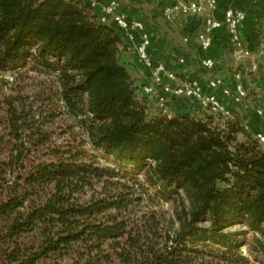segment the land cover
I'll list each match as a JSON object with an SVG mask.
<instances>
[{
    "label": "trees",
    "instance_id": "obj_1",
    "mask_svg": "<svg viewBox=\"0 0 264 264\" xmlns=\"http://www.w3.org/2000/svg\"><path fill=\"white\" fill-rule=\"evenodd\" d=\"M129 48L87 0H0V90L27 66L55 77L62 111L50 117L78 120L94 151L5 100L0 264H252L247 234L264 260L258 133L237 115L151 116Z\"/></svg>",
    "mask_w": 264,
    "mask_h": 264
},
{
    "label": "crops",
    "instance_id": "obj_2",
    "mask_svg": "<svg viewBox=\"0 0 264 264\" xmlns=\"http://www.w3.org/2000/svg\"><path fill=\"white\" fill-rule=\"evenodd\" d=\"M111 1L98 0V6L94 8V12L107 24L114 23L102 7ZM178 1L191 0H126L125 5L119 7L118 12L125 13L129 19L144 22L146 30L151 35L150 55L155 61L167 64L169 69L175 72V69L179 67L178 60L181 58L186 60L187 71L183 76L180 75L175 81L170 82L173 86H179L186 80H195L205 85L211 77V72L202 66V60L205 58L214 61L215 69L229 86H231L230 76L241 73L242 70L236 71V67L240 66V69L248 74L242 84L249 96H252L243 104L230 100L227 107L230 111H234L231 112V117L240 116L250 132L254 134L263 132L264 119L257 116L256 110L261 104L263 98L261 96H264V0H218L219 14L217 16H222L230 9L247 14L240 34L250 51V56H244L230 43L225 28L215 31L210 50L203 51L200 42V36L204 30L202 20L185 17L186 19L178 24L177 21L182 18L169 20L161 13L162 7L173 5ZM130 47L132 49L129 48V53L123 58L126 66L138 79L140 86L151 84L153 82L151 72L138 61L133 47ZM162 97H165L162 88L156 87L155 94L148 98L151 116L158 117L163 114L158 107ZM167 105L166 115L190 113L195 118H202L200 113L203 109L191 99L173 98L171 101L168 99Z\"/></svg>",
    "mask_w": 264,
    "mask_h": 264
},
{
    "label": "built area",
    "instance_id": "obj_3",
    "mask_svg": "<svg viewBox=\"0 0 264 264\" xmlns=\"http://www.w3.org/2000/svg\"><path fill=\"white\" fill-rule=\"evenodd\" d=\"M92 8L98 6V0H88ZM126 0H112L103 5L104 12L109 15L115 26L124 35L129 47L132 46L138 61L151 72L152 83L142 88L145 97H152L155 88L160 87L165 97L159 101V106L166 113L168 97L187 98L193 100L204 111L214 116L226 119L232 116L227 107L228 101L242 104L249 98V94L242 84V73L233 75V86L225 83L222 77H212L205 85L195 80H186L179 86H173L170 82L176 80V73L169 69L163 62L155 61L150 55L151 35L146 30L144 22L129 19L123 12H118L119 7L124 6ZM219 14L218 0H191L188 2H177L173 5L165 6L163 15L166 19L175 20L184 17H191L202 20L204 30L200 36L203 51L210 50L215 31L225 28L228 32L230 43L235 46L244 56H250V51L246 47L240 29L247 19V14L243 11L227 10L222 16ZM131 48V47H130ZM132 49V48H131ZM186 60H178L179 67L186 66ZM202 66L209 72L215 70V63L209 58L202 60ZM258 117L264 119V97L256 110ZM257 139L264 145V133H258Z\"/></svg>",
    "mask_w": 264,
    "mask_h": 264
},
{
    "label": "rangeland",
    "instance_id": "obj_4",
    "mask_svg": "<svg viewBox=\"0 0 264 264\" xmlns=\"http://www.w3.org/2000/svg\"><path fill=\"white\" fill-rule=\"evenodd\" d=\"M184 2V1H178ZM186 18L180 19V21H184ZM106 23V22H105ZM176 25V23H175ZM129 52H127L128 54ZM125 54V55H127ZM244 67V66H242ZM187 67H178L175 69V72L179 75H184ZM242 70V82L248 74L240 69V66L236 67V71ZM245 70V69H244ZM234 74V72H232ZM246 73V74H245ZM211 77H221L218 70H214L210 73ZM188 75V74H185ZM9 83H11L10 88H3L0 90V117L7 116V106L5 103L6 99H12L16 107H19L20 110L26 111L28 114V118L38 121L44 118L45 125H54L53 131H55L56 136L54 140L58 143L65 142L76 145L82 143V149L88 153L94 152L91 147L88 145V140L86 134L79 128L78 120H75L69 116H61L57 115L56 117L51 118L50 114L54 112L62 111V105L58 98V83L55 77L38 73L37 71L32 70L31 66H27L25 68H20L15 72H8L2 75ZM1 77V76H0ZM231 77V86L233 85V75ZM140 85V84H139ZM143 88V86H142ZM140 98L144 96L139 93ZM250 95L249 97H251ZM264 97V96H261ZM148 100V97H146ZM170 101L173 98H167ZM244 103V102H243ZM242 103V104H243ZM170 104V103H169ZM149 105V104H148ZM168 106V105H167ZM153 107V106H152ZM157 107V106H156ZM160 108V106H158ZM161 109V108H160ZM162 111V110H161ZM231 112H234L231 110ZM162 115V114H161ZM200 116L205 118L206 116H212L214 118H219L218 116H214L207 111H201ZM50 117V118H49ZM48 119V120H46ZM264 133V130L263 132ZM264 146V145H263ZM98 156L99 163L104 167H109L112 164L109 162L108 158L102 156L100 152H95ZM7 154H2V158L6 157ZM169 206H167L168 208ZM231 232H243L247 231V228L241 225H236L230 228ZM245 243L247 245L242 246V253L249 257L252 264H264V260L259 258V260H255L256 258L249 253V243L251 242V235L247 234L245 236Z\"/></svg>",
    "mask_w": 264,
    "mask_h": 264
}]
</instances>
